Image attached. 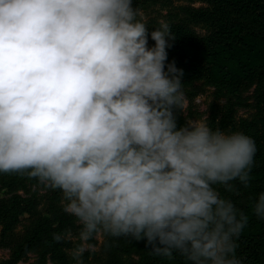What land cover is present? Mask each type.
I'll return each instance as SVG.
<instances>
[{
    "label": "clouds",
    "instance_id": "9594fccd",
    "mask_svg": "<svg viewBox=\"0 0 264 264\" xmlns=\"http://www.w3.org/2000/svg\"><path fill=\"white\" fill-rule=\"evenodd\" d=\"M148 36L132 0H0V172L61 190L79 229L53 240L71 241L74 264L101 233L189 264H242L248 217L215 186H247L255 142L206 117L177 128L174 36L164 20L151 47ZM253 211L264 218V192Z\"/></svg>",
    "mask_w": 264,
    "mask_h": 264
},
{
    "label": "rangeland",
    "instance_id": "374dc122",
    "mask_svg": "<svg viewBox=\"0 0 264 264\" xmlns=\"http://www.w3.org/2000/svg\"><path fill=\"white\" fill-rule=\"evenodd\" d=\"M213 0H160L138 4L144 14L145 23L159 25L160 20L173 25H183L192 35L204 37L209 34L210 26L195 17V13L211 11ZM148 46L153 43L148 39ZM182 90L187 99V107L182 110L178 107L172 109L177 128L185 126L188 120L203 119L206 117L212 127L219 126L226 132L239 131L251 137L256 145L253 157V168H264V140L256 139L257 135L264 136V68L259 71L258 77L252 84L240 89L225 87L210 83L204 79L191 81L180 80ZM28 170L21 172H0V222L1 206L14 203L20 198L23 208L37 209L44 217L53 221L54 233H62L70 229L75 234L79 225L75 218L63 210V196L61 190L46 186L38 178L30 177ZM231 183V181L229 182ZM232 184V183H231ZM233 185V184H232ZM220 196L232 201L239 210L240 194L227 190L223 185H216ZM59 195L54 201L51 197L54 192ZM27 201L31 204L26 206ZM28 203V204H29ZM27 204V205H28ZM37 208H34L33 206ZM54 208L58 209L54 216ZM19 213L16 224L8 237L2 235L3 226L0 223V264H74L68 254L73 246L71 241H54L53 237L44 243L35 246L39 237L35 235L32 227L34 218ZM60 217L61 220L56 218ZM12 220V217H9ZM242 229L236 239L238 246ZM91 243L96 247L94 251L85 252L82 256L83 264H108L109 259L120 258L125 264H161L162 256L152 254L151 245L145 239L136 240L128 236L114 237L103 233L96 235ZM145 244V251L134 248V244ZM174 256V253H173ZM249 264H264V260H247Z\"/></svg>",
    "mask_w": 264,
    "mask_h": 264
},
{
    "label": "trees",
    "instance_id": "16d2710c",
    "mask_svg": "<svg viewBox=\"0 0 264 264\" xmlns=\"http://www.w3.org/2000/svg\"><path fill=\"white\" fill-rule=\"evenodd\" d=\"M160 0H132V6ZM211 11L195 13V17L210 26V32L204 37L191 34L183 25L170 26V33L174 36L168 41L166 48L167 65L174 62L177 69L182 70L180 80L191 81L204 79L225 87L240 89L254 83L259 71L264 68V0H213ZM148 39L153 43L150 32L159 25L146 23ZM256 139L264 140V136L257 135ZM35 179V177H34ZM236 193L240 194L239 211L243 212L248 221L244 232L236 247L235 255L242 264H249L247 260H264V218L257 217L253 206L258 195L264 192V168L251 167L247 186L238 179L231 181ZM59 190V189H58ZM59 194V193H58ZM55 191L51 201L58 198ZM27 201L26 206L31 204ZM28 204V205H27ZM20 198L14 203L1 206L2 235L8 237L14 226L18 224L19 213L34 218L32 227L35 235L40 234L35 246L52 238L56 229L53 221L40 214L37 209L23 208ZM34 208H37L35 205ZM59 210L54 208L52 213L57 216ZM12 217V220H9ZM61 220L60 217L56 218ZM134 248L145 251V244L135 243ZM161 264H189L182 256L163 258ZM108 264H125L120 258L109 259Z\"/></svg>",
    "mask_w": 264,
    "mask_h": 264
}]
</instances>
